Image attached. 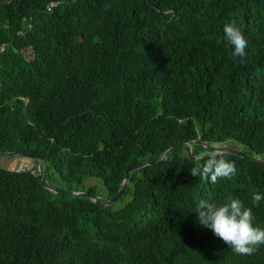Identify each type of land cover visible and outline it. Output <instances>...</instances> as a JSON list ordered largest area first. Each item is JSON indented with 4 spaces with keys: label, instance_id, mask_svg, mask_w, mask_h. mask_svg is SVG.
Wrapping results in <instances>:
<instances>
[{
    "label": "trees",
    "instance_id": "1",
    "mask_svg": "<svg viewBox=\"0 0 264 264\" xmlns=\"http://www.w3.org/2000/svg\"><path fill=\"white\" fill-rule=\"evenodd\" d=\"M0 45V154L40 161L51 188L106 191L0 166V264H264V245L239 255L195 212L231 193L264 226V0H0ZM228 141L235 176L191 174Z\"/></svg>",
    "mask_w": 264,
    "mask_h": 264
},
{
    "label": "clouds",
    "instance_id": "2",
    "mask_svg": "<svg viewBox=\"0 0 264 264\" xmlns=\"http://www.w3.org/2000/svg\"><path fill=\"white\" fill-rule=\"evenodd\" d=\"M223 32L224 39L234 48L233 56L243 60L248 41L241 27L233 20L224 24ZM227 155L226 151L220 150L208 154L207 158L197 157L190 169L191 174L210 179L213 184L218 179L232 178L236 175L237 168L235 161L227 159ZM262 199L264 196L258 192L254 193L253 206H257ZM195 212L203 227L211 229L214 235L239 255H252L264 245V226L254 223L252 207L245 206L242 200L231 193L220 203L200 199Z\"/></svg>",
    "mask_w": 264,
    "mask_h": 264
},
{
    "label": "rangeland",
    "instance_id": "3",
    "mask_svg": "<svg viewBox=\"0 0 264 264\" xmlns=\"http://www.w3.org/2000/svg\"><path fill=\"white\" fill-rule=\"evenodd\" d=\"M221 145L227 147L229 146L237 150L242 149V147L234 141H228ZM23 163L24 161L19 158H11V157L0 158V166L3 168H8V169L17 168V167H21ZM51 185L53 186V188H56L64 192H68L69 190L72 189L75 192L77 191V192L87 193L88 191L93 190L96 193L97 197H99L100 199L106 198L105 187L103 183L97 178H87L84 184L81 186H70L67 183H64L62 180H60L58 176H56V178L52 180ZM131 198L132 197H131V188H130L129 190L125 191V193L119 199H117L116 202L112 204V207L114 209H119L123 207L127 202H129Z\"/></svg>",
    "mask_w": 264,
    "mask_h": 264
},
{
    "label": "water",
    "instance_id": "4",
    "mask_svg": "<svg viewBox=\"0 0 264 264\" xmlns=\"http://www.w3.org/2000/svg\"><path fill=\"white\" fill-rule=\"evenodd\" d=\"M180 144H181V143L174 144V145L170 146L168 149H166V150L162 153V155L160 156L159 161H163V159L167 156V154H168L170 151H172L173 149L177 148ZM206 148H207L208 150H210L211 153H212V152H216V151H220V150H224V151H226V152H230V153H235V154L244 155L243 153H241V152L238 151V150L230 149V148H226V147H224V146H221V147H219V146H208V147H206ZM16 155H17V154H15V153H12V154H10V153H4V154H0V158L13 157V156H16ZM159 161H158V162H159ZM149 164H150V163H145V164H142V165L136 166V167L132 168L131 170L125 171L124 178H123V181H122V184H121V188L116 192V194H115L113 197H111V198H109V199H107V200L105 201V206H109V205H111L112 203H114V202L118 199V197L120 196V194H121L123 188L125 187V184H126V181H127V175H128L131 171H135V170L140 169V168H142V167H145V166H147V165H149ZM35 167L37 168V175H36V176H37V178L39 179L41 185H44L47 189H49V190H51V191H53V192H61V191H59V190H54L53 188L49 187L48 185H46V184L42 181V167H41V162H40V161H36ZM17 168H19V167H17ZM12 169H13V168H12ZM12 169H9V170H12ZM72 194H73V195H76V196H86V197H91L89 194H87V193H82V192H74V193H72ZM92 199H93L94 201H97V200H98V197H94V196H93Z\"/></svg>",
    "mask_w": 264,
    "mask_h": 264
},
{
    "label": "built area",
    "instance_id": "5",
    "mask_svg": "<svg viewBox=\"0 0 264 264\" xmlns=\"http://www.w3.org/2000/svg\"><path fill=\"white\" fill-rule=\"evenodd\" d=\"M53 4H51V6H52ZM48 10H50V7L48 8ZM3 51V45H0V53ZM30 171L31 172V174H33V175H37V168L34 166L33 168L30 166V165H28V164H23L21 167H19V168H13L12 169V171Z\"/></svg>",
    "mask_w": 264,
    "mask_h": 264
}]
</instances>
